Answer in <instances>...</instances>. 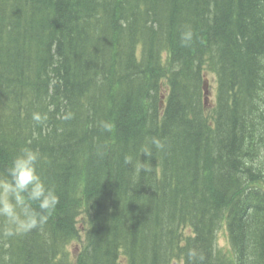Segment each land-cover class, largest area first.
<instances>
[{"label":"trees","instance_id":"obj_1","mask_svg":"<svg viewBox=\"0 0 264 264\" xmlns=\"http://www.w3.org/2000/svg\"><path fill=\"white\" fill-rule=\"evenodd\" d=\"M24 147L60 202L0 264H264V0H0V173Z\"/></svg>","mask_w":264,"mask_h":264},{"label":"clouds","instance_id":"obj_2","mask_svg":"<svg viewBox=\"0 0 264 264\" xmlns=\"http://www.w3.org/2000/svg\"><path fill=\"white\" fill-rule=\"evenodd\" d=\"M193 32L186 27L181 33L183 46H190ZM39 120L38 114L33 115ZM110 125L101 122V128L110 130ZM165 144L157 137H152L141 154L149 160L140 161L134 167L138 172L151 171V149L163 150ZM40 153L24 147L11 160L5 172L0 173V235L12 237L26 234L43 227L51 214L56 210L60 197L53 186H50L38 170ZM257 164L264 163V148L259 150ZM125 165H133V157H124Z\"/></svg>","mask_w":264,"mask_h":264},{"label":"rangeland","instance_id":"obj_3","mask_svg":"<svg viewBox=\"0 0 264 264\" xmlns=\"http://www.w3.org/2000/svg\"><path fill=\"white\" fill-rule=\"evenodd\" d=\"M207 75L211 81V91H210V96L211 98H215L216 94V76L212 72H207ZM80 238L76 241H74L71 245L70 248L72 250L78 249V246H81L83 244L82 240L85 237V229L83 228V225H80ZM217 246L222 249H230V242H229V236H228V231L225 225H222L218 232H217ZM124 262V260H122Z\"/></svg>","mask_w":264,"mask_h":264},{"label":"bare ground","instance_id":"obj_4","mask_svg":"<svg viewBox=\"0 0 264 264\" xmlns=\"http://www.w3.org/2000/svg\"><path fill=\"white\" fill-rule=\"evenodd\" d=\"M227 228V227H226ZM218 232V231H217Z\"/></svg>","mask_w":264,"mask_h":264},{"label":"water","instance_id":"obj_5","mask_svg":"<svg viewBox=\"0 0 264 264\" xmlns=\"http://www.w3.org/2000/svg\"><path fill=\"white\" fill-rule=\"evenodd\" d=\"M208 93V92H207Z\"/></svg>","mask_w":264,"mask_h":264}]
</instances>
